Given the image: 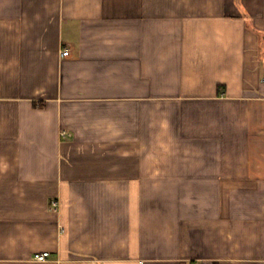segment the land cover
<instances>
[{"label": "crops", "instance_id": "1", "mask_svg": "<svg viewBox=\"0 0 264 264\" xmlns=\"http://www.w3.org/2000/svg\"><path fill=\"white\" fill-rule=\"evenodd\" d=\"M263 79L264 0H0V264H264Z\"/></svg>", "mask_w": 264, "mask_h": 264}, {"label": "built area", "instance_id": "2", "mask_svg": "<svg viewBox=\"0 0 264 264\" xmlns=\"http://www.w3.org/2000/svg\"><path fill=\"white\" fill-rule=\"evenodd\" d=\"M70 54V51L68 49H65L62 53V55L64 56H68ZM264 81V79H263ZM63 135L65 136L66 133H63ZM54 205H57V202H54ZM50 257H51V253L49 251H44V252H41V253H36L34 255V259L36 261H40V262H46L48 260H50Z\"/></svg>", "mask_w": 264, "mask_h": 264}]
</instances>
